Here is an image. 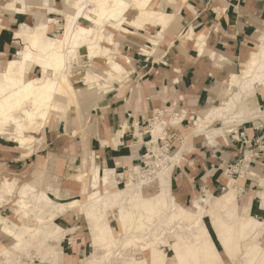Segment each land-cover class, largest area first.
I'll return each mask as SVG.
<instances>
[{
    "label": "crops",
    "instance_id": "1",
    "mask_svg": "<svg viewBox=\"0 0 264 264\" xmlns=\"http://www.w3.org/2000/svg\"><path fill=\"white\" fill-rule=\"evenodd\" d=\"M31 5L39 6L40 2ZM164 10L175 17L161 37L155 33L161 30L159 25L156 30L150 28L149 35L146 28L129 25L125 43L146 42L153 49L149 54L123 50L121 56L126 64L132 67L129 62L133 63V57L138 62L133 63L132 90L116 87L101 93L86 110L84 123L52 119L40 134L31 131L36 139L31 147L12 144L17 142L0 135V160L8 173L40 176L42 189L64 202L81 195L83 182L79 176L88 174L92 159L101 174L106 167L114 169L118 186L122 184L124 178L119 175L125 176L132 165H142L155 136L152 120L158 113L171 118L162 140L173 146L181 143L190 116L219 98L217 89L222 80L218 75L227 78L236 73L241 57L256 45V34L264 24V0H175ZM36 19L32 13L0 11V52L12 58L22 45L16 30ZM191 29L195 35L190 38L187 33ZM199 35L204 36L206 48L215 56L200 53ZM155 37L158 44L153 48L149 38ZM172 111L184 115L180 122L172 123ZM243 128L253 140L264 139L262 121H248ZM170 135L174 136L171 140ZM39 140L41 146L37 144ZM179 149H184L185 154L173 168L171 187L184 204L195 200L200 189H221L227 169L243 153L240 143L233 140L214 145L195 142ZM253 208L252 200L250 212ZM67 241L68 257L61 264H79L90 246L80 234Z\"/></svg>",
    "mask_w": 264,
    "mask_h": 264
},
{
    "label": "bare ground",
    "instance_id": "2",
    "mask_svg": "<svg viewBox=\"0 0 264 264\" xmlns=\"http://www.w3.org/2000/svg\"><path fill=\"white\" fill-rule=\"evenodd\" d=\"M64 1L67 2L68 0ZM162 3H164V0H73L71 16L65 27H63V32L57 37H53L48 34V28L50 22L55 20L54 18L47 16L42 11L28 9L24 0H5L2 2L1 11L14 10L20 13H32L37 16V19L33 24H21L20 28L16 30V34L23 36L25 42L12 58L8 59L5 54L0 52V134L12 133L14 140L24 146L26 141L33 136L29 134L31 125L34 129L36 127L35 123H39V120L43 121L48 117L57 95L73 93L74 82L79 79L71 77V72L74 64L80 63L79 57L81 55L91 56L100 53L107 56V63L109 64V68L100 72L95 71L91 66H86L87 72L81 78L85 85L93 84V86L89 85V88L94 86L102 88L106 86L119 87L130 72L115 56H110V44L117 46L118 43L115 42L113 31L106 24L112 23L110 25L113 28L127 33L129 30L123 26L124 22L143 26L146 17H153L156 22L161 23L163 28L166 29L170 21L168 22L164 15L163 8H161ZM54 10H56V7H49V11ZM80 18L86 19L90 24L79 23ZM188 36L193 37L191 33ZM198 39L197 48L199 51L201 53L207 51L212 54L211 56H215L211 50L206 48L204 36L199 35ZM258 40L260 43L258 48L241 57L246 64L242 75L232 73L227 80V92L231 96L224 98L219 105L210 107L203 116L193 117L198 130L205 131L207 138L211 141L218 136H225L230 131L228 129L229 122L233 121L234 123L235 118L239 119L243 115L254 114L258 109V107H251L246 100L255 95V91H250L253 89L252 87L257 90L261 89L264 94V33L259 36ZM103 41L108 44H104ZM220 58L223 59V56L220 55ZM34 65L41 67V75L33 76L30 69ZM183 116L177 118L174 115L175 118L180 120ZM25 119L30 120L31 125L25 122ZM218 120H224L225 124H229H226L227 130L223 132L220 127H212ZM11 124H14V126H11ZM211 124L213 125L210 126ZM9 126L12 128H9ZM224 127L225 125L222 128L224 129ZM159 128L160 126L155 127L153 133L158 134ZM235 128L237 127L232 129ZM99 168L98 165L95 166L94 171L91 173L89 184L85 187L86 200L83 203L79 199L67 203L56 201L45 190H37L32 182L25 183L21 187L22 198L17 203L22 209L20 218L23 223L17 224L0 215V230L13 239L11 246L1 248L0 256L2 259H0V264H19V258L17 257L19 252L26 251L27 246L32 242L33 244L36 243L38 247L45 245L46 241L54 238L53 236L62 229L59 224L51 220L60 214H67L79 203L81 207L91 209L102 199L109 198L111 193L113 194L115 191L123 196L125 200L140 195L144 180L136 182L133 179L134 177L131 176V180L125 188L115 190L114 184L117 182L115 172L106 167L104 173L101 174ZM172 170L173 165H167L159 169L157 173L161 189L165 190V193H170L171 190ZM134 173L140 174L138 165L132 168V174ZM79 179L81 180L82 176H79ZM235 182L236 179L232 178L220 196L214 195L208 187H205L201 196L204 204L200 200H193L192 206L195 212L188 211L175 195H171V206L173 208L171 218L173 223L178 222L183 227H187L188 231L191 232L188 234L192 237L190 241L185 243L192 242V247L203 258L204 253L208 251H212L215 255L219 253L205 225L204 218L206 216L216 225L217 234L229 253H232L234 239L237 236L245 235L247 232H254L255 234L260 231L261 226L264 224L263 220L249 215L250 204L244 207L243 213H238L236 195L238 189ZM101 187H104V191H101ZM2 192L3 194H9L11 191L9 188H5ZM257 193L264 199V178L259 181ZM2 196L0 194V198ZM227 216L230 220L235 218L240 227L234 230L232 228L226 229V224L232 227V221H224ZM29 219H31V222L34 220L35 223L29 222ZM153 222L154 220L150 223ZM41 223L43 224L41 225ZM32 225H35L36 228H32ZM42 232H45V236L40 238ZM154 232L150 230L145 235L139 236L143 239L140 242H144V248L142 249H146L145 247L152 249L149 260L140 251L141 256H138V260L132 258L133 263H144L147 260L149 263L151 262L150 264H166L165 262L156 263L153 260L156 255H160V250L152 246ZM169 233H174L173 237H179L181 234L177 230L172 231V229L169 230ZM174 240L176 241H174L173 248L177 257L183 261L190 251L188 248H184L180 237ZM263 248L264 243H258L254 246L255 251ZM137 249L142 250L140 246ZM99 252L100 249H93L91 254L83 258L82 264L95 259ZM130 252L133 255L132 251ZM123 254L125 260L118 261L119 264H127V258ZM129 257L131 258V255ZM115 259H118V257ZM115 264H117V261ZM256 264H264V253L262 258L256 261Z\"/></svg>",
    "mask_w": 264,
    "mask_h": 264
},
{
    "label": "rangeland",
    "instance_id": "3",
    "mask_svg": "<svg viewBox=\"0 0 264 264\" xmlns=\"http://www.w3.org/2000/svg\"><path fill=\"white\" fill-rule=\"evenodd\" d=\"M173 1L175 0H164V3H162V7H161L163 8L165 17L167 18L168 22L170 21V23L174 20L175 15L166 12L164 9L167 6V4H169V2H173ZM24 2L28 9L42 11L46 13L47 16L55 19L51 21L49 24L48 34L50 36L57 37L59 34L63 32L64 30L63 27H65L67 21L69 20V17L71 16V8H72L73 0H68L67 2H65L64 0H24ZM31 2H40V5L34 6L31 5ZM21 3L23 2L21 1ZM50 6L56 7V10L49 11ZM2 12L8 13L15 11L2 10ZM143 22H144L143 26L142 25L137 26L129 22H124L123 26L129 29L130 26L136 28H146L147 29L146 33H148L149 35L151 34V32H149L151 31L150 28L156 30L158 28L157 25H159L161 26V30H157L155 33L158 37L162 36V33L165 29L163 28V25L159 22H156L153 17L152 18L146 17V19ZM79 23L85 25L90 24L86 19L83 18H80ZM170 23L168 24V26L170 25ZM110 24L112 23L106 25L108 28H110L113 31L115 42L118 43L117 46H115L114 44H110L111 47L110 56H115V58H117V60L122 62L130 72L129 74H127L128 77H125L124 81L120 83L119 87H121V89H124L123 91L128 89L132 90V73H133L132 70L134 68L133 63L134 62L138 63V62L136 61V58L134 59L133 57L130 59V61H132L133 63L129 62L130 65H132V67L126 64L125 59H123L121 56L123 55V50L125 51L129 50V52H131L134 49V51H139L140 53L149 54L151 51H153V49L149 48L147 46L149 44L146 42L141 43L140 45H136V43L134 42L126 44L125 40L129 39L126 37L127 34H129V32L125 33L122 30L118 31L117 29L113 28ZM189 33H191L192 36L194 37L195 33L192 29L188 31L187 35ZM263 33H264V24L256 34V38L257 37L259 38V36ZM15 36L20 38V40L22 41V45H24L25 42L23 40L24 37L17 35L16 32H15ZM158 37L149 38L153 43V48H155L158 44ZM142 38L146 39V36L143 35ZM258 38L256 39V45L251 49V51L256 50L258 48L260 44ZM103 42L104 44H108L106 41ZM22 45L21 46L19 45L20 47L18 49H20ZM124 45H127L125 49L123 48ZM206 52L207 51L200 53L204 54ZM79 58L78 59L80 60V63L74 64L71 72V77H75L76 79H79L74 82L75 87L73 89V93L66 95L64 94L57 95V99L53 101V105L50 109L48 117L43 121L39 120V123H35L36 127L34 129L30 124V120L25 119L24 121L31 125V129H29L30 135H32L31 131H34L36 133L39 132L40 134L43 131L46 124H49L52 119H56V122L64 120L65 123L67 124L68 123L73 124L77 122L84 123L86 119L85 112L86 110L92 107L91 102L96 97L100 96L101 93L114 89L111 88L110 86H106L104 88L94 86L93 88H89V85L93 86V84L85 85L81 80L82 76L87 72L86 66H91L95 71H99V72L105 71L107 68H109L106 55L99 53L88 56L87 54H84L81 55ZM240 63L241 66L238 68L236 73L242 75L246 64L244 63V61H242V59ZM30 70L33 76H39L42 74L41 67L37 65H34ZM230 76L224 78L218 75V77L222 80V82L220 83L217 89L219 91V98L215 100L214 103L208 105L207 107L196 112L194 115L190 116L191 122L189 124L188 129L184 131L181 143H179V145L170 146L169 149L168 147L162 149L161 143L157 142V137L159 136L163 137L162 133H164V131L162 132V130L164 129V125L159 123L154 124L152 130L155 127L160 126L159 128L160 131L158 134L155 133L156 135L154 137L153 142L149 143L148 147H150V152L149 155L144 158V160L147 162V165H145L144 162L142 163V167L139 168L140 174L137 173L132 174V171L130 174V176L134 177L133 179L136 182H139V180H144V183H142L141 185L142 188L139 196H135L134 198L128 200H125L123 196H120L119 193H117L115 190H120L122 188H125L127 183L131 180V178L130 179L127 178L128 173L126 172V175L124 176L123 179V183L118 186L119 179L117 177V173L115 172L114 169H111L116 174L115 180L117 182L114 184L115 192L113 194L111 193V196L109 198L102 199L91 209L83 208L79 203V205L75 206L67 214L64 215L60 214L56 216L51 221L59 224L62 227V229L59 230L53 236L54 238L46 241L45 245H43L42 247L36 246V243L35 244H33V242L30 243V245L27 246L26 251L22 253L19 252L17 256L19 258V264H61L64 261V257L65 258L68 257V255L66 256L65 254L69 252L70 249L67 238L79 234L82 236V238H84L87 241L88 247L90 246V249L87 251V253L79 259V264H82L83 258L91 254L93 249H100L99 254L95 257V259L86 262L85 264H115L116 261L117 264H119L118 261L121 262L125 260L123 259L124 256H122L123 253H124L123 255H125V258H127V264H150L151 262L149 263L147 260H145L144 263L132 262V258L134 260H138L139 259L138 256H141L140 254L142 253L145 254L148 260L151 257L152 249L148 247H145L146 249H142L144 248V244H143L144 242H140L143 241V239L140 237L143 236V234L145 235V233H147L150 230L155 231L152 236V240H153L152 246H154L157 250H160V255H156L153 258L154 262L156 263L165 262L166 264H256V261H259L264 253V248L259 249L257 251L254 250L255 245H258V243L261 244L264 243V224L261 226L260 231L256 232L255 234L254 232L252 233L247 232L245 235L237 236V238L234 239L233 249L231 251L232 253H229L227 249H225L223 243L221 242V239L217 234L218 232L216 225L211 222L208 216H206L204 218L205 225L208 229L209 235L212 236L219 250V253L215 255L212 251H208L204 253V258H203L192 247L191 245L192 242L185 243L191 240L190 238L192 236L188 234L191 232L188 231L187 227H183L181 223L178 222L173 223V220L171 218V214L173 213V208L171 206V195H175L178 201L181 202L179 196L174 193L172 187L170 193H165V190L161 189V184L159 183V179L157 178V173L159 169H162L167 165H173L174 168L175 165L180 162L181 158L183 157V154H185L184 149H179L181 148V146H183L184 148L187 145L189 146L190 143L194 144L195 142H205V143H210L211 145L224 143V142L230 143L232 140L230 133H233L232 131L234 130L232 128L238 127L240 124L247 125L248 121H257V122L259 120L262 121L263 128L261 134H264V94L262 93L261 89L257 90L254 87H252L253 88L252 90H250L251 88L249 90L252 92L255 91V95L246 99L251 107L253 108L258 107V109H256V112L254 114L248 116L243 115V117L239 119L235 118L234 123L233 121L229 122L230 125L226 123L227 125H229L228 126L229 128L224 123V120H218L216 121V123H214V125L211 124L210 126L213 125L212 127H216V128L220 127V130L223 132L227 130V128L230 130L225 134V136L222 135L218 136L217 138L212 139V141L209 140V138H207V134L205 131L198 130L196 121L193 117L198 115L203 116L210 107L219 105L224 98H228L229 96H231V94L227 92V82H228L227 80L230 78ZM174 115H176L177 118L182 117L179 113ZM174 118L172 120V123L176 124L180 122V119L177 118L174 119ZM169 119L171 118L170 117L166 118L167 122ZM224 125L225 127L223 129L222 127ZM11 126H14V124H11ZM9 128L12 127L9 126ZM0 135H3L4 137H8L10 138V140L12 139L14 140L13 138L14 135L12 133L10 134L6 133ZM32 142L36 144V139L34 136L30 137V139L26 141V144L24 146L31 147ZM12 144H18L19 146H23L20 145L18 142ZM37 144L41 146V140H39ZM93 161L94 159H92V167L86 170L88 174L84 176L80 175L82 176L81 181L83 182L81 195L78 196L77 198L67 199L62 203H67L75 199H79L80 202L83 203L86 200L85 187L86 185L89 184L91 173L94 171L95 166H97V164H94ZM2 163L3 161L0 160V194L3 195L2 198H0L1 199L0 215L8 218L9 220L17 224H22L23 221L20 218L22 209L19 207V205H17V203H19V201L22 198L21 187L27 182H32L37 190H44L41 187L42 181L39 180L40 176L34 177V173L31 177L29 175L25 176V174L18 175V174L8 173L7 168L2 167ZM251 167L252 168L248 169L247 172L243 173L244 174L243 178H239L235 182L236 187L238 189V192L236 194L238 213L240 214L243 213L244 207L248 206L249 204L251 208V203L253 200L254 208L251 212H249V215L264 221V199L257 193V190L259 189V181L262 178H264V156L263 159H261L260 161L252 163ZM241 168L242 170L245 169L244 166L242 167L241 165L234 167V169H238L239 172ZM225 176H226L225 178L226 182L224 185H227L228 182L232 179V177L230 176L228 171L225 173ZM42 178L43 177H41V179ZM245 179L247 181H245ZM5 188H9L11 192L9 194H3L2 191ZM100 189L101 191H104V187H101ZM202 190L203 189H200L199 192H197V197L195 199L200 200V202L204 204L203 198L201 197L203 192ZM223 192L224 189L221 188L218 191L213 192V194L216 196H220ZM52 198L56 201H59V199L57 198L54 197ZM192 203L193 201L187 204L181 202V204L188 211L195 212ZM153 220L154 222L150 223ZM224 221L225 222L232 221V227H230L229 224H226V229L232 228V230H234L240 227L238 221H236L235 218L234 220H230L229 217L227 216L224 218ZM29 222H31V219H29ZM32 222L35 223L34 220H32ZM42 224L43 223H41V225ZM33 227L34 229L36 228L35 225H32V228ZM170 229H172V231L177 230L179 233H181L179 236L182 239L181 242L183 243L184 248H188L190 251L188 252L189 254L187 253L188 254L187 258L183 261H181L177 257L176 251L173 248L174 241H176L174 239L179 237H175V236L173 237L174 233H169ZM45 232L40 233V238L45 236ZM131 234L132 236H130ZM127 236L131 238L128 237V239H126ZM12 243H13L12 237L5 235L0 230V250L1 248L9 247V245L11 246ZM138 243L139 244L141 243L142 246L139 245ZM139 246L140 249L142 250L137 249L139 248ZM129 248L132 250H130ZM130 251H132L133 255L131 254ZM134 253L136 254L137 257L134 256L135 255ZM130 255L131 258L129 257ZM132 256H134L135 258ZM117 257L118 259H115ZM0 259H2L1 256Z\"/></svg>",
    "mask_w": 264,
    "mask_h": 264
},
{
    "label": "built area",
    "instance_id": "4",
    "mask_svg": "<svg viewBox=\"0 0 264 264\" xmlns=\"http://www.w3.org/2000/svg\"><path fill=\"white\" fill-rule=\"evenodd\" d=\"M127 60L129 61L128 56H126ZM173 112V118H174V114H178V111H172ZM164 112H160L158 113V115L156 117L153 118L152 123H159V124H163L164 125V129L162 130L165 131L166 125H167V120L166 118H164ZM154 127V126H153ZM233 133H230V136L232 137L233 141L239 142L241 149L243 150V153L241 155V157L233 162L229 168L227 169V171L229 172L230 176L236 180H238L239 178H243L244 177V172H247L248 169L252 168L251 165L252 163H255L257 161H260L261 159H263L264 156V139H256L253 140L252 138H250L246 132V130L243 128V125L240 124L237 128H235L233 131ZM155 137V136H154ZM153 139L150 141L153 142ZM174 136L170 135L169 136V140L173 139ZM157 142L161 143V148H165V147H169L173 146L172 143L170 141H163L161 136L157 137ZM150 152V147L147 148V154L145 155V157H147L149 155ZM145 163V165H147V162L144 160L143 161ZM241 165L242 167L244 166L245 169L240 170V172L238 171V169H234V167ZM132 167H128L126 172L128 173L127 178L130 179L131 176V171H132ZM138 167H142V165H138ZM226 171V172H227ZM236 175V177H235ZM119 178L123 179L124 175L121 174L119 175ZM226 185L222 186V189H225Z\"/></svg>",
    "mask_w": 264,
    "mask_h": 264
}]
</instances>
